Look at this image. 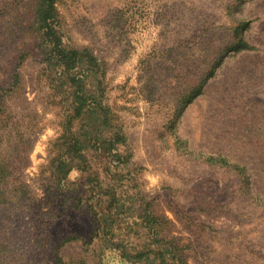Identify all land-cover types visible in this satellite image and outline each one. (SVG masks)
<instances>
[{
	"label": "rangeland",
	"instance_id": "374dc122",
	"mask_svg": "<svg viewBox=\"0 0 264 264\" xmlns=\"http://www.w3.org/2000/svg\"><path fill=\"white\" fill-rule=\"evenodd\" d=\"M35 2L0 0V264H127L93 238L87 175L53 176L67 110L47 79ZM56 7L64 44L106 71V103L128 138L130 163L90 159L133 205L119 238L148 207L189 246L188 264H264V0ZM240 40L249 49L235 52Z\"/></svg>",
	"mask_w": 264,
	"mask_h": 264
},
{
	"label": "trees",
	"instance_id": "16d2710c",
	"mask_svg": "<svg viewBox=\"0 0 264 264\" xmlns=\"http://www.w3.org/2000/svg\"><path fill=\"white\" fill-rule=\"evenodd\" d=\"M57 2L36 0L34 4V26L46 45L44 62L47 79L51 88L64 99L62 101L67 110L63 124V133H67L62 137L65 139L62 146L64 153L63 158L59 156L54 160V178L58 182L66 180L74 169L87 175L86 185L92 186L89 189L92 195L82 203H88V206L95 201L91 206L97 217L93 238L117 253L121 261L127 264H188L185 252L189 246L180 247L177 238L166 236L167 221L156 216L148 207L127 224L130 230L125 238H119L116 233L119 230L116 225L128 222L125 216L133 205H127L124 196L111 188L113 185L107 183L108 177L91 172L90 159L103 162L105 170L130 163L132 155L120 151L127 146L128 138L118 124V116L106 103V71L99 59L88 49L69 48L64 44ZM232 48L235 52L249 49L243 40ZM200 93V89L194 92L186 104ZM1 104L0 110L3 111ZM206 160L214 163L217 159L208 157ZM131 234L141 240L131 242ZM71 240L74 239H67L66 242ZM55 264H62L61 257Z\"/></svg>",
	"mask_w": 264,
	"mask_h": 264
}]
</instances>
